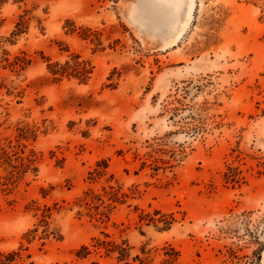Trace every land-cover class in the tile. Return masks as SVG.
<instances>
[{"label": "rangeland", "instance_id": "374dc122", "mask_svg": "<svg viewBox=\"0 0 264 264\" xmlns=\"http://www.w3.org/2000/svg\"><path fill=\"white\" fill-rule=\"evenodd\" d=\"M0 262L264 264V0H0Z\"/></svg>", "mask_w": 264, "mask_h": 264}, {"label": "bare ground", "instance_id": "6f19581e", "mask_svg": "<svg viewBox=\"0 0 264 264\" xmlns=\"http://www.w3.org/2000/svg\"><path fill=\"white\" fill-rule=\"evenodd\" d=\"M179 4V3H177ZM180 6V5H178ZM190 11H189V14H188V18L191 19L192 18V15H193V8H194V5L191 4V7H190ZM179 21V14H176V16L174 17V23H173V26H176L177 22ZM189 22V21H188Z\"/></svg>", "mask_w": 264, "mask_h": 264}, {"label": "trees", "instance_id": "16d2710c", "mask_svg": "<svg viewBox=\"0 0 264 264\" xmlns=\"http://www.w3.org/2000/svg\"><path fill=\"white\" fill-rule=\"evenodd\" d=\"M99 241V240H98ZM114 243L113 242H107V241H100V242H98V244H97V246H102V245H106V246H109V245H113ZM83 249L85 250V251H88V248L85 246V247H83ZM124 250V249H123ZM0 263H2V262H0Z\"/></svg>", "mask_w": 264, "mask_h": 264}]
</instances>
